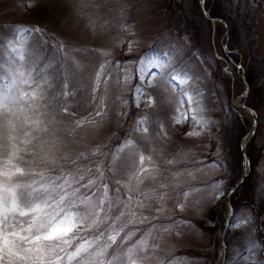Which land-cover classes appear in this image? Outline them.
I'll return each instance as SVG.
<instances>
[{
  "label": "rangeland",
  "instance_id": "1",
  "mask_svg": "<svg viewBox=\"0 0 264 264\" xmlns=\"http://www.w3.org/2000/svg\"><path fill=\"white\" fill-rule=\"evenodd\" d=\"M162 7L161 0H0V37L12 35L14 27L37 30L29 37L30 51L26 52L27 61L23 63L31 67L29 61L35 57L36 72L33 75L36 80L41 75L50 77L52 86H45L44 98L36 101L40 105V118L48 125V132L40 135L44 139H59V155L68 157L67 161H60L64 169L72 168L71 160L82 149L100 146L101 151L96 152L89 166H85L91 172L87 173L84 182L95 179L96 184L91 190L81 189V194L91 195L95 192L93 200L98 203V198L103 196L102 184L107 183L108 195L113 203L117 200L126 202L124 193L127 190L121 188V184L127 183L137 171L139 155L151 157V162L146 160L144 166L158 170L153 172L154 178L146 179L138 189L129 193L134 197L132 204L125 208L121 203L120 208L108 212L107 222L90 231H82L81 239L74 241V246L91 241L89 251L94 252L106 243L110 244L107 237L115 234L112 230L113 217L123 210L126 214L115 222V228L127 226L120 233L118 241L128 232L135 233L133 241L147 238L148 247L138 252L136 257L141 264H212L200 255L212 252V235L201 231L195 220L211 225L214 220L212 212L220 210L226 216L228 214L223 170L218 165L206 164L205 160L211 153V141L215 138L218 147L219 140L214 129L222 108L217 91H224V83L221 87L215 84L223 79L217 69L220 68L231 78L233 76L227 69L224 57L219 56L217 65L210 54H207L209 58L203 59L199 47L195 49L188 37L179 35L178 16L172 17ZM247 11L258 38L255 52L259 58L256 64L260 62L261 66L264 65V0L250 1ZM210 22L222 29L220 41L225 53L238 55L237 59L232 55L230 61L240 66L236 79L243 92L247 85L243 71L247 68L250 51L242 46L236 47V50L229 49L226 46L229 42L225 23L219 18ZM151 58L165 65V69L148 68L141 62ZM45 66V72L41 73ZM177 72H186L190 76L187 90L198 103L188 102L184 89L170 79V75ZM97 73H100L99 79ZM9 85L8 79L0 80V93ZM18 87L29 90L28 85L20 84ZM63 92L70 94L64 96L61 94ZM225 94L227 97L224 101L229 102L238 115L248 122L249 131L253 116L244 101L246 92L244 99L242 94L236 96L224 91L223 96ZM30 103L32 101H18L16 107L27 109ZM64 107H67V112L63 111ZM260 117L264 127V106L260 110ZM142 119L148 122L147 132L136 130L137 122ZM8 120L17 126L16 135L22 136L26 130L23 114L19 112L16 116L0 118V125H3L0 127V133H3L0 144L4 145V148H0V170L10 151ZM197 120L205 124L201 126ZM78 121L82 122L79 126ZM125 141L131 146L119 153L120 160L115 170L109 171L112 155ZM256 141L262 151L256 167L258 204L264 199V129ZM107 142L109 146L113 144L112 150L107 148ZM20 155L23 160L17 159L13 163L22 168L39 171L45 167L43 162L28 153ZM218 155L217 158L222 160L223 155ZM244 160V164L249 161L247 157ZM98 164L104 172V180L98 179ZM59 171V168L55 169L52 175ZM38 178L17 174L11 183H30ZM131 183L135 188V181ZM136 199L142 200L145 206H136ZM243 210L237 214L234 223L229 220L227 230L231 233L238 231L229 249L225 243L226 234L223 237L227 250L224 264H264L262 245L255 233L257 216L253 210ZM131 212H135V217L130 215ZM129 220L132 223H127ZM126 247V244L122 245L119 251L123 252ZM111 252L110 248L109 257H105V260L110 258ZM222 256L220 243V263ZM121 262L128 264L124 256H121ZM217 262L216 258L214 263ZM63 264L78 262L65 259Z\"/></svg>",
  "mask_w": 264,
  "mask_h": 264
},
{
  "label": "snow or ice",
  "instance_id": "2",
  "mask_svg": "<svg viewBox=\"0 0 264 264\" xmlns=\"http://www.w3.org/2000/svg\"><path fill=\"white\" fill-rule=\"evenodd\" d=\"M34 31L37 30L14 27L12 35L0 37V41H3L0 42V80L10 81L6 90L0 93V118L6 115L16 116L19 112L23 114V126L26 129L22 136H18L15 134L17 126L11 120L7 122L10 128L8 133L10 151L0 170V178H2L0 179V264H63L65 259L69 262L77 261L78 264H122L121 256L127 258L128 264H141L136 257L138 252H143L148 247L147 238L133 241L132 237L135 233L128 232L118 241L120 233L127 226L125 224L119 229L115 228V222L126 214L123 210L113 217L112 230L115 234L107 237L111 241L110 244L106 243L91 252L89 251L92 247L91 241L75 244V246L74 241L81 239L82 231H90L99 224L106 223L109 219L108 212L120 208L121 203L125 208L132 204L134 197L129 193L138 189L146 179L154 178L152 174L158 170L144 166L146 160L151 162V157L139 155L137 171L129 177L127 183L121 184V188L127 190L124 193L127 196L126 202L117 200L113 203L108 195L109 185L107 183L102 184L103 196L98 198V203L93 200L95 192L91 195L81 194V189L91 190L96 184L95 179H88L84 182L85 176L91 172V169L77 164V160L83 158L85 154L80 153L71 161L75 167L65 170L60 161H67L68 157L59 155V139H44L40 135L48 132V125L40 118V105L36 101L44 98L45 86L51 87L52 84L48 75H41L39 80L34 77L35 57L29 61L31 67H26L23 63L27 61L26 52L30 51L28 49L29 37ZM141 62L148 68L165 69V65L156 58ZM46 68L47 66L41 69V73L45 72ZM99 76L100 73H97V79ZM170 79L184 89L188 102L198 103L187 90L191 78L186 72L171 74ZM20 84L28 85L29 90L20 89L18 87ZM64 87L66 88L67 84ZM61 94L67 96L70 93ZM18 101H32V103L27 109L22 106L17 108ZM63 111L67 112V107H64ZM193 119L196 118L193 117ZM176 122L179 123L180 120L177 119ZM81 123L78 121L77 126ZM147 123L146 119L138 121L136 130L147 132ZM197 123L201 126L205 124L202 120H197ZM0 139H3V133H0ZM130 146L129 142L125 141L124 145L117 149V152L112 155L109 171L115 170L120 160L119 153ZM0 148H4V145L0 144ZM98 151L101 150L98 148L92 155ZM20 153H28L34 159H39L45 167L36 171L33 168L25 169L14 164V160H23ZM57 168L60 169L59 173L52 175ZM96 171L99 173L98 179H106L101 165L96 166ZM17 174L20 176L34 175L39 178L30 183H11ZM132 180L135 181V188L131 183ZM116 183L120 182L116 181ZM145 198H147L146 194ZM135 204L138 207L145 206L144 202L139 199L135 200ZM101 213H104L103 217ZM130 215L135 217L136 214L131 212ZM127 223H132V220ZM125 244L127 247L120 252V247ZM114 245L115 248H113ZM110 248L112 249L110 258L105 260V257H109ZM69 249L73 250L69 251Z\"/></svg>",
  "mask_w": 264,
  "mask_h": 264
},
{
  "label": "trees",
  "instance_id": "3",
  "mask_svg": "<svg viewBox=\"0 0 264 264\" xmlns=\"http://www.w3.org/2000/svg\"><path fill=\"white\" fill-rule=\"evenodd\" d=\"M161 1L163 11L165 10L169 12L172 17L178 16L180 23V30L178 31L179 35L181 37H188L190 41H192V46L195 49L196 47H199V51L204 55V57L201 56L203 59L209 58L207 57V54H210L211 59L215 61L216 65L220 62L219 56L226 59L228 65L227 69L230 73H232L233 78L229 77L223 70L218 68L217 73H221L223 79L220 80L221 82L216 81L215 84H218V86L221 87L223 82V89L225 93L231 92L236 96L241 94V90L236 79L239 68L237 67V63L235 61H230L232 55L235 56L236 59L238 58V55L235 53H225L220 41V38L223 35L222 29L217 24L212 25L210 20L204 16L199 5V0ZM250 1L254 2L257 0H205L204 6L206 9H209V16L211 18H220L227 25V41L229 42V45L226 44V46H228L229 49L236 50V47L242 46L248 48L250 51L249 62L244 73L245 80L248 84V93L244 101L257 112L258 124L255 132L247 142L245 149V154L250 165L249 172L241 185L234 189L230 194L229 202L232 208V217L230 222L234 223L236 221L237 214L243 209H245L243 211L248 209L253 210L258 221L255 233L262 245V255H264V217L262 218V212L264 211V199L262 198L259 203L256 204L258 195L256 193L257 187L255 188L258 174L256 167L259 164V158L262 154L261 147L257 143L256 138L258 135L263 133L264 129L262 118L260 117V110L264 106V65L262 64L260 66V62L258 61V65L256 64V59L259 58L255 52L258 38L254 30V22L247 11ZM116 57L119 59V56ZM211 65L214 66V63L212 64L211 62ZM224 91H217V96L222 107L214 127L219 137L218 147L214 138L211 141V153L207 156L205 163L218 165L219 168L223 170L221 173L223 179H225L224 190H228L240 179L243 172L244 163L241 156L240 142L248 131V122L238 115L229 102L224 101L227 97L226 94L223 96ZM106 146L112 150L111 146H113V144L109 146L107 142ZM99 147V145H95L93 148L82 149L80 153H84L85 155L83 158L77 160V164L82 167H85L86 165L89 166L90 162H92V157L94 156L92 153ZM214 152L215 154H213ZM80 153H78L75 158L79 156ZM218 154L223 155L222 160L217 158L219 157ZM110 157L111 154L109 155V158ZM72 167L75 166L72 165ZM226 172L228 173L227 176L225 175ZM212 213H214L212 216L214 220L211 225H205L203 221L201 223L200 221L195 220L201 231L212 235V238L210 239V244L213 245L212 252H209L208 254L200 253V255L201 258L207 262L220 264L219 236L226 215L220 210H216ZM236 233H238V231L231 233L227 230L225 243L228 249L230 247V242L237 235ZM216 258L218 259V262L214 263ZM227 259H229V257Z\"/></svg>",
  "mask_w": 264,
  "mask_h": 264
},
{
  "label": "water",
  "instance_id": "4",
  "mask_svg": "<svg viewBox=\"0 0 264 264\" xmlns=\"http://www.w3.org/2000/svg\"><path fill=\"white\" fill-rule=\"evenodd\" d=\"M200 5L201 7L203 8V0L200 1ZM205 15L208 16V11H205ZM244 93V92H243ZM250 112L252 113L253 115V124H252V127L251 129L248 131V133L246 134V136L244 137L243 141H242V144H241V153H242V156H245V146H246V141L249 139L250 135L254 132L255 130V127H256V123H257V115L255 113V111L251 108H249ZM245 176H246V167L244 166L243 167V174L241 176V178L239 179L238 183L235 184L234 186H232L225 194V199L227 200V202H229L228 200V197H229V194L237 187V185L241 184L243 182V180L245 179ZM228 208H229V212H228V216L222 226V230H221V235H220V243L222 244V247H223V257H222V262L221 264H224L225 263V258H226V246L224 245V241H223V237H224V234H225V231H226V227H227V224H228V221L231 217V207L228 203Z\"/></svg>",
  "mask_w": 264,
  "mask_h": 264
}]
</instances>
